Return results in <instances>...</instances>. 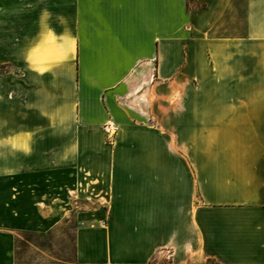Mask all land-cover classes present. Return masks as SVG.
I'll return each instance as SVG.
<instances>
[{
    "label": "crops",
    "instance_id": "0c3cea01",
    "mask_svg": "<svg viewBox=\"0 0 264 264\" xmlns=\"http://www.w3.org/2000/svg\"><path fill=\"white\" fill-rule=\"evenodd\" d=\"M194 1L0 0V264H264V0Z\"/></svg>",
    "mask_w": 264,
    "mask_h": 264
},
{
    "label": "rangeland",
    "instance_id": "374dc122",
    "mask_svg": "<svg viewBox=\"0 0 264 264\" xmlns=\"http://www.w3.org/2000/svg\"><path fill=\"white\" fill-rule=\"evenodd\" d=\"M189 9H203L206 1L186 0ZM79 224L71 216L52 230L42 233L25 232L17 242V259L23 262L74 264L76 262L75 235ZM144 264H219L213 259L188 257L177 261L170 251L157 253Z\"/></svg>",
    "mask_w": 264,
    "mask_h": 264
},
{
    "label": "built area",
    "instance_id": "2783aa9c",
    "mask_svg": "<svg viewBox=\"0 0 264 264\" xmlns=\"http://www.w3.org/2000/svg\"><path fill=\"white\" fill-rule=\"evenodd\" d=\"M107 140L112 143L116 137L119 127L114 123H108L104 127Z\"/></svg>",
    "mask_w": 264,
    "mask_h": 264
}]
</instances>
